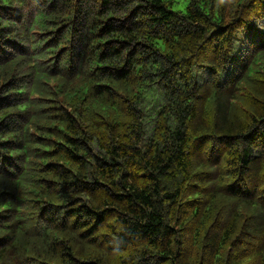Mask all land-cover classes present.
Instances as JSON below:
<instances>
[{
    "label": "trees",
    "instance_id": "obj_1",
    "mask_svg": "<svg viewBox=\"0 0 264 264\" xmlns=\"http://www.w3.org/2000/svg\"><path fill=\"white\" fill-rule=\"evenodd\" d=\"M173 3L0 0V264H264V0Z\"/></svg>",
    "mask_w": 264,
    "mask_h": 264
},
{
    "label": "rangeland",
    "instance_id": "obj_2",
    "mask_svg": "<svg viewBox=\"0 0 264 264\" xmlns=\"http://www.w3.org/2000/svg\"><path fill=\"white\" fill-rule=\"evenodd\" d=\"M186 1L187 0H174L172 8L173 9H184V7L186 5ZM202 77H204L203 73H201V75L198 78L201 79Z\"/></svg>",
    "mask_w": 264,
    "mask_h": 264
}]
</instances>
